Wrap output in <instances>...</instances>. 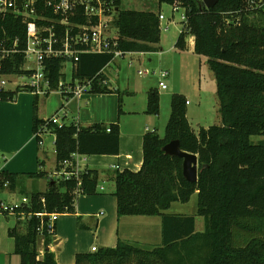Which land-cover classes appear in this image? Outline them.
Returning a JSON list of instances; mask_svg holds the SVG:
<instances>
[{
    "label": "trees",
    "instance_id": "obj_1",
    "mask_svg": "<svg viewBox=\"0 0 264 264\" xmlns=\"http://www.w3.org/2000/svg\"><path fill=\"white\" fill-rule=\"evenodd\" d=\"M104 1L113 11L111 25L119 50L143 54L156 50L159 14L121 9V0ZM157 1L159 5L177 1L183 9L184 30L174 47L186 49L189 35L193 53L207 59L216 82L220 123L194 133L186 118V99L172 95L164 136L143 135L141 168L110 173L117 216L160 217L161 245L141 248L118 241L114 248L77 254L73 264H264V15L247 9L243 0H218L212 8H206L203 0ZM73 21L83 23L85 19L78 16ZM13 40L17 53L0 59V75L28 77L32 71L25 68L23 55L25 23L21 16L0 15V41ZM111 61L110 54H81L72 68L71 80L95 77L90 93H115L99 84L105 80L102 70ZM64 62L54 58L43 62L51 92L66 79L61 71ZM20 91L28 90L24 86L0 90V103L13 102ZM61 97L67 101L73 96L62 92ZM39 98L33 94L32 132L37 143L44 134H54L58 173L71 172L76 155L118 154L117 124L82 128L72 122L59 126L37 117ZM158 105V92L150 90L146 114H157ZM254 136L262 139L253 142ZM173 140L179 142L182 151L197 156L195 183L182 176L181 158L162 151ZM25 176L38 179L45 173ZM98 178L97 170L85 169L78 177H57L56 184L44 192L24 193L21 189L28 202L18 208L8 230L20 264H58L51 251L43 250L41 256L38 251L40 238L44 246L52 242L54 232L48 231L46 215L74 213L77 195L99 193ZM18 180V174L0 172V192H13ZM193 194L197 195L196 215L204 219L201 233L194 231V216L166 213L173 203H187ZM21 213L28 217L21 220Z\"/></svg>",
    "mask_w": 264,
    "mask_h": 264
},
{
    "label": "crops",
    "instance_id": "obj_2",
    "mask_svg": "<svg viewBox=\"0 0 264 264\" xmlns=\"http://www.w3.org/2000/svg\"><path fill=\"white\" fill-rule=\"evenodd\" d=\"M190 40L193 51V38L191 37ZM136 54L137 60L142 62L140 56L144 54ZM104 69L102 73L109 89L117 91L118 88L111 85V80L104 73ZM8 89L14 90L15 85ZM54 92L48 94L49 96L45 95V98H39L37 112L39 119L48 120L58 114L60 125L73 122L82 128L94 124L106 126L117 124L118 154L74 157V167L76 166L79 172L85 169H95L99 172V193L93 196L77 195L74 200V213L58 216L52 242L48 246L40 243V248L38 244V251H51L58 264H73L77 254L89 253L93 247L114 248L118 241L141 248L160 246L161 218L118 217L117 202L113 196L114 184L110 181V173L115 170L127 169L137 172L141 168L142 138L147 131L137 132L133 128L126 133L122 131L121 125L116 122V101L113 93H86L68 99L65 107L57 108L60 103L57 100L59 92L57 94ZM53 100H55L54 104ZM129 114L135 116L137 113L129 112ZM32 116L33 94L28 91L18 92L13 102L0 103V172L19 175V185L16 190L2 193V197L3 194L11 196L9 201L18 194L21 195V189L24 193L44 192L49 186H54L53 180L58 177L54 151L55 136L50 132L44 134L42 145H39L32 132ZM130 127H134V121H131ZM46 136L51 138L49 146L51 148L44 142ZM36 172H44L45 177L33 179L25 176L27 173ZM106 183L111 184L110 190H107ZM6 219L0 217V264H13V259L17 255L14 252V240L9 237L8 230L13 227L14 222L10 223ZM194 231L199 233L204 231V219L198 221L194 218Z\"/></svg>",
    "mask_w": 264,
    "mask_h": 264
},
{
    "label": "rangeland",
    "instance_id": "obj_3",
    "mask_svg": "<svg viewBox=\"0 0 264 264\" xmlns=\"http://www.w3.org/2000/svg\"><path fill=\"white\" fill-rule=\"evenodd\" d=\"M120 8L135 11L149 10L162 15L164 18V20L160 21V41L155 45L156 50L154 52L141 55L142 62L137 60L136 53L133 55L126 54L122 58L111 61L104 69V73L111 80V85L119 89L113 94H115L116 101V122L121 125L122 131L126 133L131 128L136 129L137 132L146 130L148 133H155L162 138L170 116L171 96L174 94H179L187 100L186 118L194 133H197L200 128H208L219 124L216 82L212 71L208 67L207 59L193 53L191 36L189 35L186 37V49L179 50L174 47L179 32L183 27V22L181 21L183 11L179 9L173 13L171 5H159L157 0H121ZM109 27L110 34L114 36L116 31L111 22H109ZM166 27L167 29H165ZM27 67H35L32 59L25 62V68ZM139 70H146L149 73L139 76L137 74ZM63 72L68 80L71 77V66L65 64ZM160 72H166L167 76L161 78ZM16 81L23 83L27 80L25 77H12L7 88L14 86ZM160 81L165 84V90L159 88L158 83ZM150 90L157 91L159 95L157 114L144 113L147 106V94ZM55 92L57 94L58 91ZM59 94H57V100L60 103H58L57 108L60 106L65 107L66 101ZM52 102L54 104L55 100ZM129 112H136L137 114L134 116L129 114ZM131 121H134V127H130ZM260 139L262 137H251L253 142H257ZM44 142L49 147L51 138L44 137ZM53 183L54 185L56 184V179L53 180ZM106 187L107 190H110L111 184L106 183ZM0 196L2 197V194ZM10 197L7 194H3L2 198L9 201ZM21 197L18 194L11 201L14 203L19 202ZM196 212V194H193L187 203H173L170 209L166 211V213L173 215L194 216L198 221H202L203 219L198 217ZM6 220L12 223L11 219ZM41 240L40 238L39 248L41 246L40 243L43 242ZM13 264H20L18 256L13 259Z\"/></svg>",
    "mask_w": 264,
    "mask_h": 264
},
{
    "label": "built area",
    "instance_id": "obj_4",
    "mask_svg": "<svg viewBox=\"0 0 264 264\" xmlns=\"http://www.w3.org/2000/svg\"><path fill=\"white\" fill-rule=\"evenodd\" d=\"M243 3L247 9L264 15V0H243ZM105 5L104 0H0V15L13 14L22 17L25 23L24 59L25 62L32 59L35 64L34 68H26L32 71L28 77H25L27 81L23 83L14 82L15 88L24 86L30 93L40 97H44L48 92L50 93V81L45 76L43 65L46 58L63 59L65 61L64 65H70L72 71V68L79 62L81 54H110L112 61L122 58L126 54L133 55L134 53H124L118 49L117 37L110 34L109 27L113 11ZM171 7L173 13L179 9L183 11L177 1ZM78 16H82L85 21L83 23L73 21ZM158 19L159 21L164 20L160 14ZM181 19L182 22L185 21L184 12ZM183 30L184 25L180 32ZM8 41H0V59L12 58L17 53L16 40L10 41V43ZM61 71L63 72V68ZM148 73L146 70L137 71L139 76ZM159 74L161 78L167 76L166 72H160ZM12 77L16 76L0 75V90L8 89L7 85ZM94 80L95 77L72 81L70 77L69 80L65 79L58 83L57 91L60 94L62 92L71 93L73 97H80L83 94L90 93ZM99 84L108 87L106 79L101 83L99 82ZM158 86L161 90L166 89L162 81L158 83ZM59 119V115L55 114L49 120L60 126ZM107 131H109L108 128ZM38 144L42 145V141ZM64 165H67V163L64 162ZM71 168V172H60L58 177L66 179L71 175L78 177L80 173L78 168L76 166H71ZM6 187L7 183H4L3 188L6 189ZM2 193L0 192V195ZM27 202L28 199L25 196L21 197L20 201L16 203L3 200L0 197V217L15 221L18 208ZM46 216L48 231L53 233L59 214L52 213ZM19 217L25 219L28 216L21 213ZM96 250L94 247L91 248V252ZM39 253L41 256L42 251Z\"/></svg>",
    "mask_w": 264,
    "mask_h": 264
},
{
    "label": "water",
    "instance_id": "obj_5",
    "mask_svg": "<svg viewBox=\"0 0 264 264\" xmlns=\"http://www.w3.org/2000/svg\"><path fill=\"white\" fill-rule=\"evenodd\" d=\"M218 0H203L206 8H212L217 4ZM162 151L168 156L181 158L182 161V176L190 183L197 181L198 160L197 156L191 153L184 152L179 147L177 140L170 141L163 148Z\"/></svg>",
    "mask_w": 264,
    "mask_h": 264
}]
</instances>
